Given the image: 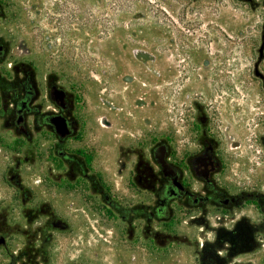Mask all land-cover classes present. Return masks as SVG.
<instances>
[{"label":"rangeland","instance_id":"rangeland-1","mask_svg":"<svg viewBox=\"0 0 264 264\" xmlns=\"http://www.w3.org/2000/svg\"><path fill=\"white\" fill-rule=\"evenodd\" d=\"M0 46V83L33 74L44 111L55 107L50 82L67 92L78 127L66 149L86 152L120 201L128 148L148 153L165 139L180 156L199 116L225 174L247 187L264 178V0H0ZM13 104L0 91V264H199L188 212L165 224L177 234L167 247L125 241L103 196L60 178L54 132L32 116L29 137L7 125ZM42 209L65 227L50 226L44 255L30 259L27 232L46 220Z\"/></svg>","mask_w":264,"mask_h":264},{"label":"flooded vegetation","instance_id":"flooded-vegetation-1","mask_svg":"<svg viewBox=\"0 0 264 264\" xmlns=\"http://www.w3.org/2000/svg\"><path fill=\"white\" fill-rule=\"evenodd\" d=\"M55 87L61 88L50 82L49 95L55 107L44 111L38 103L39 90L33 74L9 85L0 83L2 94L14 103L11 105L14 118L7 125L29 137L28 119L32 116L37 130L47 128L54 132L57 142L53 151L61 160L60 178L71 182L82 178L88 182L90 191L103 196L109 211L125 224V241L140 244L148 238L160 248L175 243L177 234L165 224L171 222L178 210H185L191 224L187 242L199 264H255L250 257L259 252L264 259V178H256L253 186L247 187L223 172L218 143L206 131V116L195 121L200 134L180 156L165 139L152 144L148 153L128 148L127 154L132 157L125 160L129 165L123 185L126 199L120 201L114 188L110 184L103 186L89 170L86 152L66 149V142L76 134L78 124L71 116L70 96L61 88L65 97L59 99ZM5 109L8 110L7 105ZM56 116L65 117L69 135L61 137L56 133L53 122ZM11 178L21 188L18 175ZM141 195L149 196L148 200L140 198ZM41 211L46 220L27 232L30 259L44 255L50 226L65 227V222L54 220L53 214L50 218V210ZM155 222L163 225L157 228ZM1 239L0 245L5 246L6 231L0 228Z\"/></svg>","mask_w":264,"mask_h":264},{"label":"water","instance_id":"water-1","mask_svg":"<svg viewBox=\"0 0 264 264\" xmlns=\"http://www.w3.org/2000/svg\"><path fill=\"white\" fill-rule=\"evenodd\" d=\"M1 49V46H0ZM55 94L59 97V99L63 100L65 97V91L61 88L55 87L54 90ZM55 126H56V133L61 136L65 137L69 135L70 130L68 128L67 122L65 117L62 116H56L55 119L53 120ZM2 241V239L0 240Z\"/></svg>","mask_w":264,"mask_h":264}]
</instances>
